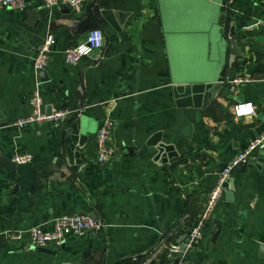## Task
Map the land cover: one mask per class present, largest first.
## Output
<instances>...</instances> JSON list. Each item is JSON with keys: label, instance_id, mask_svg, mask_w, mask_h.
Returning a JSON list of instances; mask_svg holds the SVG:
<instances>
[{"label": "crops", "instance_id": "crops-1", "mask_svg": "<svg viewBox=\"0 0 264 264\" xmlns=\"http://www.w3.org/2000/svg\"><path fill=\"white\" fill-rule=\"evenodd\" d=\"M219 1L239 51L226 76L253 80L235 88L224 80L214 95L204 86L186 89L197 84L189 73L173 80L157 0H86L78 13L45 9L40 0L0 9V264H171L218 172L264 128V0ZM91 27L103 31L104 46L67 64L64 49ZM47 33L53 52L35 71ZM34 90L47 111H80L56 126L6 127L31 112ZM242 103L254 114L237 115L233 107ZM104 115L113 120V155L100 164L95 137ZM15 152L32 161L10 170L2 159ZM244 164L231 171L179 264H264V150ZM73 212L102 220L104 229L67 236L44 247L49 252L4 238L30 226L50 230Z\"/></svg>", "mask_w": 264, "mask_h": 264}, {"label": "built area", "instance_id": "built-area-1", "mask_svg": "<svg viewBox=\"0 0 264 264\" xmlns=\"http://www.w3.org/2000/svg\"><path fill=\"white\" fill-rule=\"evenodd\" d=\"M86 0H40V5L45 9H52L65 6L74 13L82 10ZM27 6V0H0V9L23 10ZM55 39L53 34L47 33L34 56L33 66L35 71L44 69L53 52ZM105 44V35L99 27L88 29L83 41L68 46L64 49L63 58L67 64L77 65L83 58L91 54L94 50L100 49ZM225 82H230L231 88L236 85L253 80L245 75H235L231 78L225 77ZM223 80V81H224ZM264 82V77L261 78ZM222 81V82H223ZM31 112L23 117L17 118L7 124L6 127L25 129L28 127L38 129L42 125L56 126L70 117L77 114L80 110L68 107L54 108L45 110L43 98L39 90H34L29 100ZM234 111L237 115L254 114L251 103L235 104ZM112 129L113 120L110 116L104 115L98 122L96 130V159L100 164H106L112 158ZM264 150V128L260 134L249 141L246 146L237 152L218 172L215 184L208 191L203 207L199 211L195 223L187 230V240L185 249H192L199 241L202 229L209 221L218 201L224 192V184L227 182L234 166L239 162H245L254 151ZM32 155L27 152H15L12 161L18 165H25L32 161ZM105 224L98 218H93L85 213L73 212L58 216L52 221V228L44 230L39 226H30L24 229H14L4 232L6 241L24 242L32 247H47L48 245L58 244L67 236L82 237L90 232L103 230ZM176 247L172 246L166 253L165 259L171 260L176 252ZM181 264H203L186 263Z\"/></svg>", "mask_w": 264, "mask_h": 264}, {"label": "water", "instance_id": "water-1", "mask_svg": "<svg viewBox=\"0 0 264 264\" xmlns=\"http://www.w3.org/2000/svg\"><path fill=\"white\" fill-rule=\"evenodd\" d=\"M219 2V0H157L173 80L179 81L180 75L189 73L188 79H197L190 82L197 84H185L186 89L204 86L212 95L226 77L231 56L239 53L235 42L229 37L233 35L231 30L233 24L228 27L225 25L227 15L220 9ZM93 14L95 19L101 22L97 5L93 8ZM222 29L225 30V36L222 35ZM186 44L191 45L193 57L188 59L183 52L181 66L179 53ZM181 87L183 86H177L176 89ZM2 161L10 170L16 166L15 162L7 158H3ZM244 163L239 162L234 169L242 168ZM32 248L49 252L47 248ZM184 250L185 245L182 244L171 264H179Z\"/></svg>", "mask_w": 264, "mask_h": 264}, {"label": "rangeland", "instance_id": "rangeland-1", "mask_svg": "<svg viewBox=\"0 0 264 264\" xmlns=\"http://www.w3.org/2000/svg\"><path fill=\"white\" fill-rule=\"evenodd\" d=\"M183 52L188 59H192L193 53H192L191 45L190 46H188L187 44L184 45L181 52L179 53V61H180L181 66H182V62H183V55H182Z\"/></svg>", "mask_w": 264, "mask_h": 264}, {"label": "trees", "instance_id": "trees-1", "mask_svg": "<svg viewBox=\"0 0 264 264\" xmlns=\"http://www.w3.org/2000/svg\"><path fill=\"white\" fill-rule=\"evenodd\" d=\"M227 27L229 26V25H226Z\"/></svg>", "mask_w": 264, "mask_h": 264}, {"label": "bare ground", "instance_id": "bare-ground-1", "mask_svg": "<svg viewBox=\"0 0 264 264\" xmlns=\"http://www.w3.org/2000/svg\"><path fill=\"white\" fill-rule=\"evenodd\" d=\"M41 248H44V247H41Z\"/></svg>", "mask_w": 264, "mask_h": 264}]
</instances>
